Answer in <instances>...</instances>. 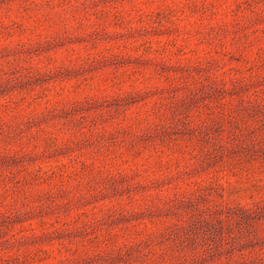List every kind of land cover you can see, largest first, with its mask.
Returning a JSON list of instances; mask_svg holds the SVG:
<instances>
[{
    "label": "rangeland",
    "instance_id": "rangeland-1",
    "mask_svg": "<svg viewBox=\"0 0 264 264\" xmlns=\"http://www.w3.org/2000/svg\"><path fill=\"white\" fill-rule=\"evenodd\" d=\"M0 264H264V0H0Z\"/></svg>",
    "mask_w": 264,
    "mask_h": 264
}]
</instances>
